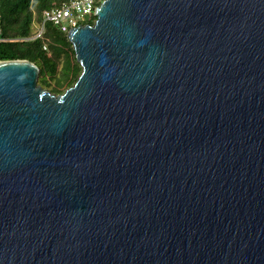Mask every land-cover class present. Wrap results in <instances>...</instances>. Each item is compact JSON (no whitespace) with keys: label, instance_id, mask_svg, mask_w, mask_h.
Masks as SVG:
<instances>
[{"label":"water","instance_id":"obj_1","mask_svg":"<svg viewBox=\"0 0 264 264\" xmlns=\"http://www.w3.org/2000/svg\"><path fill=\"white\" fill-rule=\"evenodd\" d=\"M63 93L0 59V264H264V0H103Z\"/></svg>","mask_w":264,"mask_h":264},{"label":"trees","instance_id":"obj_2","mask_svg":"<svg viewBox=\"0 0 264 264\" xmlns=\"http://www.w3.org/2000/svg\"><path fill=\"white\" fill-rule=\"evenodd\" d=\"M63 1L0 0V59H29L40 68V85L49 87L53 80L57 85L67 83L66 90L75 83L82 70L68 33L46 23L44 38H31L42 23L43 10ZM44 44H47V50Z\"/></svg>","mask_w":264,"mask_h":264},{"label":"built area","instance_id":"obj_3","mask_svg":"<svg viewBox=\"0 0 264 264\" xmlns=\"http://www.w3.org/2000/svg\"><path fill=\"white\" fill-rule=\"evenodd\" d=\"M103 0H64L59 5H52L42 12V23L37 28L36 34L32 39L44 38L46 23H52L63 32H69L73 27L86 23H93L96 20V8ZM2 31L0 13V35ZM30 38V37H29ZM26 38V39H29ZM47 49V44H44Z\"/></svg>","mask_w":264,"mask_h":264},{"label":"rangeland","instance_id":"obj_4","mask_svg":"<svg viewBox=\"0 0 264 264\" xmlns=\"http://www.w3.org/2000/svg\"><path fill=\"white\" fill-rule=\"evenodd\" d=\"M68 36V34H67ZM69 39V37H68ZM70 41V40H69ZM71 42V41H70ZM72 44V43H71ZM47 50V49H46ZM50 85L49 87H44L46 89H49L51 92L55 94H60L65 91V88L67 87V83H63L61 85H57L53 80H50Z\"/></svg>","mask_w":264,"mask_h":264}]
</instances>
